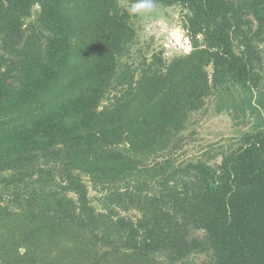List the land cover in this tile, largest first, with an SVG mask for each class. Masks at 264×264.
Listing matches in <instances>:
<instances>
[{
	"label": "trees",
	"instance_id": "trees-1",
	"mask_svg": "<svg viewBox=\"0 0 264 264\" xmlns=\"http://www.w3.org/2000/svg\"><path fill=\"white\" fill-rule=\"evenodd\" d=\"M155 3L192 50L134 65L118 0H0V264H264V0ZM210 99L250 128L176 164Z\"/></svg>",
	"mask_w": 264,
	"mask_h": 264
},
{
	"label": "rangeland",
	"instance_id": "rangeland-1",
	"mask_svg": "<svg viewBox=\"0 0 264 264\" xmlns=\"http://www.w3.org/2000/svg\"><path fill=\"white\" fill-rule=\"evenodd\" d=\"M118 1L124 10L131 2L130 0ZM38 14L39 7L35 6L32 16L25 20L26 25L35 22ZM185 14H187V10H184L180 5L166 6L156 3V9L152 14L131 16V24L136 30V36L135 41L131 44L128 61L139 65L143 57L150 60L156 55L162 57L164 62L169 63L190 53L192 43L184 28ZM173 28L179 30L173 32ZM261 48L264 51V42L261 44ZM209 71L211 72V68ZM262 110L264 118V109ZM236 122L227 111L219 112L216 109V102L210 99L206 111L196 112L192 116L190 126L184 133L183 142L180 143L181 146L170 158L176 164L201 159L207 160L210 164L221 162V152L230 147H236L241 136L251 125V123L238 125ZM89 190L91 197L99 194L92 186ZM199 234L202 235L203 232H199ZM208 258V255L202 254L194 256L193 260L202 263Z\"/></svg>",
	"mask_w": 264,
	"mask_h": 264
},
{
	"label": "clouds",
	"instance_id": "clouds-1",
	"mask_svg": "<svg viewBox=\"0 0 264 264\" xmlns=\"http://www.w3.org/2000/svg\"><path fill=\"white\" fill-rule=\"evenodd\" d=\"M156 9L155 0H131V2L125 7V10L129 16H145L152 14ZM179 29L173 28L172 31H178Z\"/></svg>",
	"mask_w": 264,
	"mask_h": 264
}]
</instances>
